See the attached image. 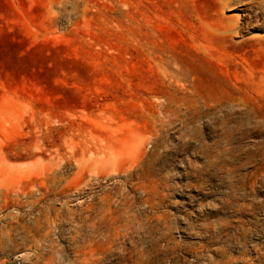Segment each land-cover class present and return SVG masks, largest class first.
<instances>
[{
	"label": "rangeland",
	"instance_id": "1",
	"mask_svg": "<svg viewBox=\"0 0 264 264\" xmlns=\"http://www.w3.org/2000/svg\"><path fill=\"white\" fill-rule=\"evenodd\" d=\"M0 264H264V0H0Z\"/></svg>",
	"mask_w": 264,
	"mask_h": 264
}]
</instances>
